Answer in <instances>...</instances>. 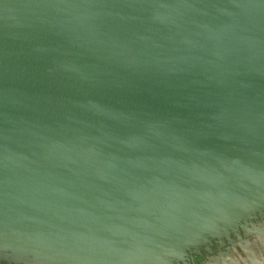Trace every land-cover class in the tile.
Listing matches in <instances>:
<instances>
[{"label": "water", "instance_id": "1", "mask_svg": "<svg viewBox=\"0 0 264 264\" xmlns=\"http://www.w3.org/2000/svg\"><path fill=\"white\" fill-rule=\"evenodd\" d=\"M264 214V0H0V260L188 263Z\"/></svg>", "mask_w": 264, "mask_h": 264}, {"label": "rangeland", "instance_id": "2", "mask_svg": "<svg viewBox=\"0 0 264 264\" xmlns=\"http://www.w3.org/2000/svg\"><path fill=\"white\" fill-rule=\"evenodd\" d=\"M0 264L27 263L4 259ZM187 264H264V214L247 220L238 229L214 240L209 250L194 255Z\"/></svg>", "mask_w": 264, "mask_h": 264}]
</instances>
